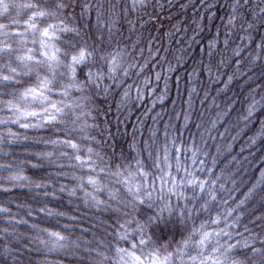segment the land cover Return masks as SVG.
Masks as SVG:
<instances>
[{"label": "trees", "instance_id": "obj_1", "mask_svg": "<svg viewBox=\"0 0 264 264\" xmlns=\"http://www.w3.org/2000/svg\"><path fill=\"white\" fill-rule=\"evenodd\" d=\"M74 2L58 18L76 31L55 43L116 51L120 63L109 73L106 60L90 57L76 80L89 68L102 78L67 98L52 95L72 107L38 123L5 103L38 110L20 99L36 73L26 74L15 53L0 56V264H133V251L141 264L184 240L183 264H261L264 251L253 249H264V0ZM28 15L12 9L0 23ZM11 68L17 74L4 81ZM57 73V86L69 83L63 67ZM136 185L142 202L128 192ZM141 224L152 243L133 249ZM209 228L226 234L198 246L195 230Z\"/></svg>", "mask_w": 264, "mask_h": 264}, {"label": "snow or ice", "instance_id": "obj_2", "mask_svg": "<svg viewBox=\"0 0 264 264\" xmlns=\"http://www.w3.org/2000/svg\"><path fill=\"white\" fill-rule=\"evenodd\" d=\"M76 4L74 0H55L54 3L48 4L47 0L44 3L33 2V0H26V2H13V0H0V16H6L12 9H15L17 15L21 11H28L27 19L24 20H9L7 23H0V56L7 55L11 57L15 53V59L20 62L22 68L27 69V73H36V86H29L24 89L20 99L28 100L30 102L27 104V107H35L38 110H25L21 108L19 104H14L12 101H6V105L9 110L17 112L19 115L24 117H37L42 118L38 119V123L51 122L56 120L58 116L65 114V109L72 107L70 102L66 100H53L51 97L54 94H58L62 97L67 98L69 96V89L82 90L83 86L86 83H91L93 80L97 82L102 78L104 73L102 71H96L95 73L91 68H89L86 73V81L76 80V68L84 64L90 57L94 55H99L101 60H106L109 68V73L115 71L117 65L120 63V53L113 52H104L97 51L96 48H89V45H75L69 44L68 48L63 49L55 43L60 39V34L69 31H76V29H71L67 24L64 23L63 19L58 17L62 16L65 11L69 8H75ZM89 5L85 4L84 9H87ZM133 7H136V4H133ZM240 7L239 4H234L233 8L236 9ZM261 12H264V7H262ZM49 18L53 19V22H47ZM235 19V17H231ZM36 21H40L37 23ZM25 27L21 30L20 25ZM32 34V44L33 47L25 48L24 45L27 43L28 34ZM38 34V35H37ZM38 45V47H37ZM18 46V47H17ZM210 47H214L212 41L209 42ZM260 47V45H257ZM237 54L238 53H234ZM63 57V59H61ZM239 63V60L237 61ZM63 67L66 70V73H59L61 77L65 74L69 77V83H60L57 86V69ZM134 67V65H132ZM41 71L46 74L41 75ZM10 72L12 75H5L2 77L4 81L12 79L13 75L17 74L16 68H11ZM97 86L99 84L97 83ZM256 101L253 100L248 108V116H251L252 112L255 110ZM82 115V114H81ZM247 119V117H245ZM30 125H25L28 127ZM264 134V133H262ZM64 143H70V141H64ZM72 147H76L73 143ZM77 159H80L77 156ZM167 149H165V163H167ZM159 161V157H157ZM177 168L180 167L179 159H177ZM156 166H159L157 162ZM211 171V169H208ZM146 176L147 174L144 173ZM262 180H264V170H262ZM91 181L92 178L89 177ZM175 182V181H174ZM183 182V179L182 181ZM187 183L190 185H195L197 183L194 179H188ZM215 183V181H213ZM203 187V183L200 184ZM129 194L133 197V201H143L142 189L139 185H136L135 188L132 186L128 187ZM216 223V221H212ZM227 227V225H225ZM145 225H138L137 230L140 232L141 236H144ZM199 232L200 239L195 241V243L203 247L209 241L218 238V235H225L222 230L217 229L216 233H213L212 229L208 231L201 232L200 230H195ZM51 236H54L59 239H63L60 233L52 232ZM122 239L127 240V236H122ZM264 239V237H262ZM188 240H184L180 245L175 249L174 252H167L166 255L161 259L157 256V253L154 251L151 253V259L147 257L141 262V264H169V261L175 259L179 261L180 264H183V257L185 256V248L188 245ZM55 243V241H53ZM152 243V238L150 236H144V238L133 240L131 247L135 249L137 245L140 247H147ZM247 247V244L244 245ZM220 248L219 243L217 246L212 249L213 252H218ZM233 249L232 244H226L224 252L221 253L224 256L225 261H227L226 254L230 253ZM125 249L117 248L118 253H124ZM264 251V249H253V252ZM133 258V264L141 261V257L137 256L136 253H128ZM123 259V257H121ZM188 259H195V257H188ZM216 264H220V261H216ZM230 264H243L239 258L234 259ZM261 264H264V261H261Z\"/></svg>", "mask_w": 264, "mask_h": 264}]
</instances>
